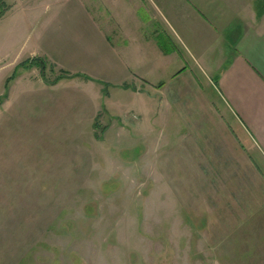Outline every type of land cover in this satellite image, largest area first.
Segmentation results:
<instances>
[{"label":"rangeland","instance_id":"obj_1","mask_svg":"<svg viewBox=\"0 0 264 264\" xmlns=\"http://www.w3.org/2000/svg\"><path fill=\"white\" fill-rule=\"evenodd\" d=\"M105 4L0 0V12L9 9L0 20V223L25 227L15 234L27 240L20 264H264L262 253L248 251L246 230L232 227L246 217L230 210L236 198L216 196L215 166L185 162L190 133L182 119L176 123L185 137L174 129L178 110L167 116L147 92L63 79L103 68L79 39L53 29L64 16H82L77 25L93 40L100 34L83 11L102 27ZM34 58L26 69L1 67ZM205 92L221 109L214 91ZM99 94H109L106 107ZM239 174L245 177L242 167Z\"/></svg>","mask_w":264,"mask_h":264},{"label":"crops","instance_id":"obj_2","mask_svg":"<svg viewBox=\"0 0 264 264\" xmlns=\"http://www.w3.org/2000/svg\"><path fill=\"white\" fill-rule=\"evenodd\" d=\"M105 3L104 16H98L102 27L95 16L83 11L94 22L91 31L100 34L93 40L77 25L82 16H64L58 29H53V35L64 32L63 37L79 39L84 51L103 68V74H71L63 79L79 77L86 87L97 80L138 97L147 92L167 106V116L172 108L178 110L174 125L182 119L190 133L188 139L184 138L185 152L181 153L185 162L195 163L191 159L198 158L200 165L215 166V178L221 182L216 184V196L236 198L227 200L230 210L238 207V212L246 215L232 225L233 229L246 230L247 242L252 245L248 251L264 255V175L250 152H257L258 164L264 168V0ZM7 12L9 9L0 13V20ZM21 62L8 61L1 67H15ZM23 66L20 69L30 65ZM209 89L214 91L221 109L205 92ZM98 97L104 99L106 107L109 94ZM97 106L100 108V104ZM230 123L249 139V148L241 145ZM176 124L174 129L185 137L187 131ZM241 167L245 177L239 174ZM213 174L211 169L207 180L213 181ZM256 185L262 189L256 190ZM229 207L222 211L227 212ZM22 227L16 222L0 223V264H20L25 258L27 240L15 236Z\"/></svg>","mask_w":264,"mask_h":264},{"label":"trees","instance_id":"obj_3","mask_svg":"<svg viewBox=\"0 0 264 264\" xmlns=\"http://www.w3.org/2000/svg\"><path fill=\"white\" fill-rule=\"evenodd\" d=\"M0 13H1V12H0ZM28 63H30L31 65H32V64H37V61H36V59L34 58V59H31V61L28 60V61L21 62L19 65H26V64L29 65ZM15 73H16V72H14V73L10 76V77H11L10 79H12V78L15 76ZM10 79H9V80H10ZM9 80H7V82H8Z\"/></svg>","mask_w":264,"mask_h":264}]
</instances>
